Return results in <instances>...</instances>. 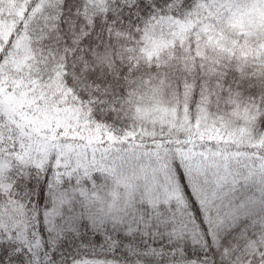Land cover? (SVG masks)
Segmentation results:
<instances>
[{
	"label": "snow or ice",
	"instance_id": "1",
	"mask_svg": "<svg viewBox=\"0 0 264 264\" xmlns=\"http://www.w3.org/2000/svg\"><path fill=\"white\" fill-rule=\"evenodd\" d=\"M0 264H264V0H0Z\"/></svg>",
	"mask_w": 264,
	"mask_h": 264
}]
</instances>
